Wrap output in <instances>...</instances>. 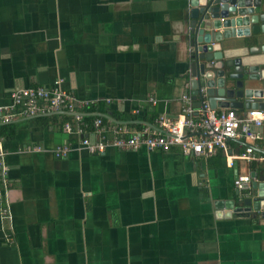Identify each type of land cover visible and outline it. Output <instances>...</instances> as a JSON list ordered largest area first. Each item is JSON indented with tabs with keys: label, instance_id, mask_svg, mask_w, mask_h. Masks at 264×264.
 <instances>
[{
	"label": "crops",
	"instance_id": "crops-1",
	"mask_svg": "<svg viewBox=\"0 0 264 264\" xmlns=\"http://www.w3.org/2000/svg\"><path fill=\"white\" fill-rule=\"evenodd\" d=\"M186 2L0 0V106L13 89L57 86L131 131L177 116L190 91ZM45 116L0 124V264H264V217L216 207L238 201L237 176L263 179L264 120L248 163L239 138L209 156L177 146L91 154ZM63 143L72 149L56 158Z\"/></svg>",
	"mask_w": 264,
	"mask_h": 264
},
{
	"label": "built area",
	"instance_id": "built-area-1",
	"mask_svg": "<svg viewBox=\"0 0 264 264\" xmlns=\"http://www.w3.org/2000/svg\"><path fill=\"white\" fill-rule=\"evenodd\" d=\"M54 83L57 84L58 81ZM9 97L10 103L0 106V124L20 117L65 112L71 114L72 118L63 122V129L77 133L80 136V146L91 154L103 152L106 147L123 150L144 147L149 151L167 152L177 146L185 155L209 156L217 149L227 151V141L239 138L247 140V143L238 158L248 163L258 159L252 141L260 137L264 110L250 108L239 116L234 108L216 111L207 103L195 107L188 89L180 98V111L177 116L160 114L152 122L143 123L132 131L121 124L108 125L101 117H96L91 122V133L94 137L92 140L87 133L89 124L83 119V109L93 104L92 101L78 99L57 86L16 88L10 91ZM149 99L155 102L152 98ZM71 149L69 143L58 144L53 147L52 154L56 158L65 157ZM4 157V151L0 148V190L6 195L9 182L6 178L8 168ZM233 183L239 192L245 193L250 189L251 176L239 175Z\"/></svg>",
	"mask_w": 264,
	"mask_h": 264
},
{
	"label": "water",
	"instance_id": "water-1",
	"mask_svg": "<svg viewBox=\"0 0 264 264\" xmlns=\"http://www.w3.org/2000/svg\"><path fill=\"white\" fill-rule=\"evenodd\" d=\"M189 87L195 107L264 110V12L260 0H186ZM263 22V23H262ZM261 23V24H260ZM239 38L233 42L231 39ZM264 130V128H263ZM218 215L264 217V177ZM222 211V212H221Z\"/></svg>",
	"mask_w": 264,
	"mask_h": 264
},
{
	"label": "trees",
	"instance_id": "trees-1",
	"mask_svg": "<svg viewBox=\"0 0 264 264\" xmlns=\"http://www.w3.org/2000/svg\"><path fill=\"white\" fill-rule=\"evenodd\" d=\"M83 112H84V122L88 123L89 126L91 125V122L93 121L94 118L96 117H101L103 122H106L107 119L103 117L102 114L105 115V112L106 110L104 108H102L101 106H96V105H89L88 107L84 108L83 109ZM102 113V114H100ZM43 117H46L45 115H42ZM55 117H60L61 120L63 121H66V120H71L72 118V115L71 114H68V113H65V112H62V113H55L54 114ZM48 119V118H47ZM4 128V125L0 127V132L2 133V130Z\"/></svg>",
	"mask_w": 264,
	"mask_h": 264
}]
</instances>
